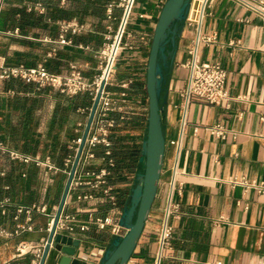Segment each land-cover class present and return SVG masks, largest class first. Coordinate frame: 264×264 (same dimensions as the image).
Segmentation results:
<instances>
[{"label":"crops","instance_id":"1","mask_svg":"<svg viewBox=\"0 0 264 264\" xmlns=\"http://www.w3.org/2000/svg\"><path fill=\"white\" fill-rule=\"evenodd\" d=\"M165 1L133 2L104 89L122 111L110 113V154L105 156L106 148L98 145L91 165L94 171L108 170L106 184L89 200L68 193L63 207L80 221L89 212L118 219L129 205L142 171L148 56ZM0 2V72L41 64L49 72L66 75L76 65L87 83L99 75L102 53L121 16L119 7L107 16L114 0ZM202 3L190 0L158 56V102L166 145L157 194L130 257L135 264L157 259L158 230L170 191L172 235L159 264H264V121L259 119L264 114V17L237 0H206L199 17ZM64 25L69 26L65 37L70 44L59 43ZM191 51L198 62H218L226 69L228 96L218 104L191 97L182 123ZM93 96V87L67 95L19 78H0V227L8 233L0 235V264H30L46 242V223L63 193L71 168L68 159L75 154L74 140L84 133ZM216 123L227 131L224 140L210 133ZM172 139H180L179 149L169 143ZM12 153L31 160L13 158ZM106 187L108 193L103 191ZM32 204L44 205L45 212L17 215L18 206ZM26 224L32 229L19 228ZM64 234L79 240L69 264H99L114 238L109 229L91 226L81 231L78 224L73 233ZM22 241L31 249L18 256L16 247ZM58 258L51 251L45 264H55Z\"/></svg>","mask_w":264,"mask_h":264},{"label":"built area","instance_id":"2","mask_svg":"<svg viewBox=\"0 0 264 264\" xmlns=\"http://www.w3.org/2000/svg\"><path fill=\"white\" fill-rule=\"evenodd\" d=\"M237 1L244 4L247 8L256 11L262 17H264V0H255V1L237 0ZM133 2L134 0H114V2L109 4V7L107 9L108 18L112 17V11L114 7L121 8V16L119 18V23L111 43L107 45L106 49L102 53L104 64L101 68V71L91 84L87 83L83 79V76L76 65L70 66V72L68 74L60 75L49 72L45 68V66L41 64L34 67H28L20 64V65L3 68L2 71L0 72V78L2 79L9 77L19 78L24 82L35 83L38 87H44V86L51 87L67 95H75L80 92L91 91V88L93 87V93L95 96L101 81L105 80V84H106L113 70L116 51L119 46L121 37L124 33L127 18L131 11ZM0 9H1V2H0ZM202 13L203 10L200 11L199 17L202 16ZM125 15H126V19L124 22V26L122 28V33L119 42L116 48L114 49L115 40ZM67 27L69 26L68 25L62 26V33L59 39V43L61 44L71 43V39L65 37V32L67 31ZM14 32L17 33L18 29L15 28ZM198 39H199V32H198L197 41ZM112 51H114L113 57H111ZM191 54L193 55V57L188 62V67H189L188 83L186 89L182 93V97L184 99V102L182 104V114H183L182 123H184L187 104L189 103L191 97H199L201 99L208 101L209 103L218 104L224 99H226L228 96L225 88L226 76H227L226 69L218 62H198L195 58V52L191 51ZM128 84L129 82H126L123 83L122 86L127 87ZM122 95L124 94L122 93ZM113 111H122V106L118 104L109 94H107L105 90H103L99 102L97 104L89 132L84 140V144L78 159V164L68 191V193L70 192L74 193L76 195L77 200L92 199L93 191L103 187L106 184V177L109 174L108 170L106 168H100L99 170L94 171L91 168V165L96 158L95 148L98 145H103L106 148L104 152L105 156L110 154V150L108 149L110 146L109 130L111 127L114 126V119L110 117V113ZM259 119L261 121H264V114L260 115ZM209 130L210 133H212L217 138H220L222 140L226 138L227 131L220 123L214 124L213 126L210 127ZM81 142H82V136L77 137L74 140L75 154ZM169 143L175 146L177 149H179L180 139H172L169 141ZM75 154L71 159H68V161L71 162V165L73 163ZM12 157L16 159H20L24 162H28L31 160L30 157L20 156L17 153H12ZM172 174H173L172 176H174L175 167L172 168ZM81 189H87L89 190V192H83V193L79 192V190ZM103 191L104 193H108L109 191L108 187L104 188ZM3 202L4 201H0V203ZM32 210H36L38 212H45L46 207L44 205L38 206L35 204H32L30 206H18L16 208V213L17 215L23 212L29 214L31 213ZM56 210L57 208L55 209V212ZM172 211H173V206L171 205V191H170L167 204L164 209L163 220L158 230L157 259L152 264H159L164 249L170 247L172 226L169 223V216L172 213ZM54 214L50 217V219L46 223L47 234L51 229ZM77 224L79 225V229L81 231H86L91 226H94L98 229H109L112 235H114V237L123 236L126 232V229L119 224V218L115 219L111 216H100V215H95L92 212H89L87 218L83 221H80L74 215L64 213L62 209V212L59 216L55 228V233L57 232L73 233L75 230V226ZM19 228L21 230H31L32 226L30 224H26V225H20ZM7 234L8 233L3 228L0 227V235H7ZM44 245L45 243L42 245V247L36 249L35 253L33 254L30 260V264H39V260L42 255ZM30 249L31 246H29L26 242L22 241L18 243L16 247V254L18 256L22 255L27 251H29ZM126 264H135V263L130 262L129 259Z\"/></svg>","mask_w":264,"mask_h":264},{"label":"water","instance_id":"3","mask_svg":"<svg viewBox=\"0 0 264 264\" xmlns=\"http://www.w3.org/2000/svg\"><path fill=\"white\" fill-rule=\"evenodd\" d=\"M205 1L206 0L202 3L201 10L204 8ZM189 2L190 0H166L158 16L151 39L146 70L148 118L146 137L142 144V155L140 157L142 171L138 173L135 178V185L130 193L129 205L123 209V213L119 217V224L126 229V232L123 236H115L113 238L106 248L99 264L127 263L135 249L156 197L166 145L158 102V56L166 34L175 21L184 17ZM125 19L126 15L118 31L114 49L119 42ZM104 87L105 80H102L94 96L85 130L82 135V142L76 151L71 165L63 193L53 217L51 229L47 234L39 264L46 263L51 251H55L59 255L58 261H56L55 264H69L71 258L75 254L76 247L79 245L78 239H73L71 236H66L64 233H55V228L68 195L70 183L78 164L84 140L89 132Z\"/></svg>","mask_w":264,"mask_h":264},{"label":"bare ground","instance_id":"4","mask_svg":"<svg viewBox=\"0 0 264 264\" xmlns=\"http://www.w3.org/2000/svg\"><path fill=\"white\" fill-rule=\"evenodd\" d=\"M113 53H114V51H112L111 57H113Z\"/></svg>","mask_w":264,"mask_h":264}]
</instances>
